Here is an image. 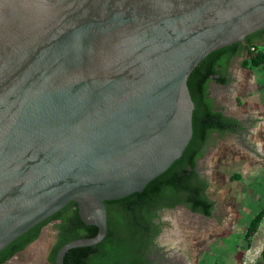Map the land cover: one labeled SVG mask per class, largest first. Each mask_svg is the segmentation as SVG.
I'll use <instances>...</instances> for the list:
<instances>
[{"label": "water", "instance_id": "water-1", "mask_svg": "<svg viewBox=\"0 0 264 264\" xmlns=\"http://www.w3.org/2000/svg\"><path fill=\"white\" fill-rule=\"evenodd\" d=\"M264 30V0H0V251L66 205L92 238L193 135L187 81Z\"/></svg>", "mask_w": 264, "mask_h": 264}, {"label": "flooded vegetation", "instance_id": "flooded-vegetation-1", "mask_svg": "<svg viewBox=\"0 0 264 264\" xmlns=\"http://www.w3.org/2000/svg\"><path fill=\"white\" fill-rule=\"evenodd\" d=\"M262 31H259L261 32L260 35L255 32L245 37L243 42H236L217 50L218 52L202 70L201 78H204L202 86L206 93V104H208L214 122L221 121L223 127L220 129L212 128L206 138L196 145L179 164L178 171L182 172L184 168L187 170L185 182L194 190L195 197L191 200L186 191L176 194L174 192L165 193L159 197L158 201L151 204L144 213V218L141 221L143 229L141 225L138 235L132 238L133 241L129 245L131 247L129 257L127 260H118L116 264H191L190 261H193L194 264H203V261H208L210 256H217V247L207 244L208 242L219 240L226 250L232 247L233 232L228 227V214L217 196V189L212 177L207 172L209 168L207 159L221 144H226L229 141L235 142L242 148L241 150L248 153L255 152L254 144L248 138V135H251L255 120L249 115L237 114L233 105L235 98H237L236 92L241 84L243 73L248 71L243 66L247 57V42L259 43L262 40L263 42L260 44L264 47V32ZM182 156L178 160H181ZM189 199L191 201H188ZM73 209L76 208L72 207ZM72 210L68 212H72ZM112 211L117 216L121 207L114 205ZM76 213L79 221L74 220L68 229L63 228L65 218L55 219L47 224L49 229L45 233L47 250L44 257L46 264H52V261L55 264L59 249L71 242L65 240L68 232L75 231L77 235L79 234L75 240L92 238L97 234L98 230L95 226L82 222L78 209H76ZM93 230H96V233L91 235ZM245 234L246 230L244 236ZM175 236L184 238L187 246L184 248L178 244L179 247L173 246ZM190 241L195 245L192 250L188 247ZM97 245L91 246V248L95 249ZM7 248L8 246L3 250ZM9 250L7 249L2 253L0 261L2 257L9 255ZM22 251H16L1 264H6ZM220 258L222 259L221 264H225L227 259H224V256ZM101 259L103 258L95 252L84 255H65L63 264H99Z\"/></svg>", "mask_w": 264, "mask_h": 264}, {"label": "rangeland", "instance_id": "rangeland-1", "mask_svg": "<svg viewBox=\"0 0 264 264\" xmlns=\"http://www.w3.org/2000/svg\"><path fill=\"white\" fill-rule=\"evenodd\" d=\"M247 70L243 73L241 84L237 89L233 109L239 115H249L254 118L255 123L248 138L254 144L255 152L252 155L241 150L242 148L235 142L229 141L221 144L208 158L209 174L217 189V196L228 214L229 224H227L233 232V245L229 248L231 250H226L219 240L208 242L207 244L217 247V256H210L208 261H203V264H221V256L227 259L225 264H253L252 262L263 264V255H261L264 250L263 228L251 238H245L244 232L250 218L264 205V90L262 89L264 65L257 70L249 68ZM48 229L49 225L45 226L36 241L6 264H46L44 262L47 250L45 233ZM173 239H175L173 246L179 245L182 248L187 246L184 238L175 236ZM188 244L191 250L195 246L192 241ZM190 263L194 264L193 261Z\"/></svg>", "mask_w": 264, "mask_h": 264}, {"label": "trees", "instance_id": "trees-1", "mask_svg": "<svg viewBox=\"0 0 264 264\" xmlns=\"http://www.w3.org/2000/svg\"><path fill=\"white\" fill-rule=\"evenodd\" d=\"M262 32H264V30ZM256 34L260 35L261 32H257ZM261 42L263 41L260 40L259 43L251 41L247 42V57L243 64L245 68L257 70L264 65V47L261 46ZM251 48H254V50H251ZM217 52L218 51L212 52L203 59L188 78L187 86L194 104L192 116L193 135L182 154L183 156L181 160H176L166 172L148 183L141 193L132 194L122 200L105 202L104 204L107 214V233L105 238L95 249L91 247L73 249L70 250L66 256L84 255L95 252V254H99V256L103 258L99 264H116L118 260H127V257L130 255L129 249L131 248L129 245L133 241L132 238L138 235L137 233L142 225L141 221L144 218V213L151 204L157 202L158 198L165 193L168 194L174 192L176 194L186 191L191 200L195 197L194 190L185 182L187 178V176L185 178V172L187 170L184 168L182 172H180L177 169L179 168V164L183 162L184 157L206 138V135L212 130V128L220 129L223 127L221 121L218 120V123H215L213 120L208 104H206V93L202 86L204 78H201L202 70ZM262 89L264 90L263 85ZM190 199L188 201H191ZM114 205H119L121 207V211L117 216L112 211ZM72 207L77 209L76 204L71 202L54 216L33 227L13 241L7 248L10 249L8 251L10 252L9 255L4 258L2 257L0 264L3 263L7 257L12 256L16 251H22L29 243L36 240L43 227L50 221L65 218L63 228L67 229L74 220L79 221L76 209L72 210ZM69 210H72V212H68ZM263 218L264 205L250 218V221H248L245 238H251L256 233ZM95 233L96 230H93L91 235H94ZM78 237L79 234L77 235L75 231H70L67 233V238L65 240L68 242L75 240ZM6 250H3V252ZM3 252H0V256H2ZM52 264H54V261H52Z\"/></svg>", "mask_w": 264, "mask_h": 264}, {"label": "built area", "instance_id": "built-area-1", "mask_svg": "<svg viewBox=\"0 0 264 264\" xmlns=\"http://www.w3.org/2000/svg\"><path fill=\"white\" fill-rule=\"evenodd\" d=\"M251 50H254V48H251ZM264 230V218L262 219V221L260 222L259 226H258V229L259 230ZM257 229V230H258ZM257 232V231H256ZM261 255H263V258H262V263L264 264V250L262 251ZM254 264V262H252Z\"/></svg>", "mask_w": 264, "mask_h": 264}, {"label": "crops", "instance_id": "crops-1", "mask_svg": "<svg viewBox=\"0 0 264 264\" xmlns=\"http://www.w3.org/2000/svg\"><path fill=\"white\" fill-rule=\"evenodd\" d=\"M207 164H208V159H207ZM209 169H210V168L207 169V172H208V173L210 172ZM232 228H233V226H232ZM258 230H259V229H258ZM258 230H257V232H258ZM260 231H261V230H259V232H260ZM257 232H256L252 237H254L256 234H258ZM232 234H233V233H232Z\"/></svg>", "mask_w": 264, "mask_h": 264}]
</instances>
